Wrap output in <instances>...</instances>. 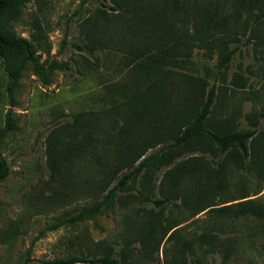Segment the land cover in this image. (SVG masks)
<instances>
[{
  "label": "rangeland",
  "instance_id": "obj_1",
  "mask_svg": "<svg viewBox=\"0 0 264 264\" xmlns=\"http://www.w3.org/2000/svg\"><path fill=\"white\" fill-rule=\"evenodd\" d=\"M138 1L127 0L132 7ZM183 1L189 6L186 14L173 0H147L155 7L163 6L173 22L185 18L191 27L198 15L190 1L197 0ZM205 1L211 6L212 24L219 22L236 34L238 40L230 47L237 50L221 71L218 48L196 47L186 70L204 77L207 88L213 83L219 86L213 118L223 124L233 117L240 128H255L251 147L261 154L257 159L264 158V0ZM111 5V0H25L21 6L14 30L39 47L51 46L50 52L38 51L49 81L28 65L11 97L6 63L0 57V126L5 125L9 110L18 125L1 142L10 173L0 182V264H51L60 257L111 251L122 257V264H168L181 258L183 238L201 233L216 236L215 248L207 250L208 241L196 245L193 253H184L188 264H264V217L228 216L217 219L214 229V218L204 211L185 216L178 226V241L168 239L170 231L163 239L157 234L152 250L145 245V236L153 237L156 223L168 216L180 218L188 209L181 204L161 210L141 192L152 199L161 197L165 174L187 158H195L199 167L220 178L211 193L215 203H234L248 195L264 205V176L254 159L247 158L241 167L215 155L210 144L185 148L174 164L143 171L100 213L66 221L80 207L103 198L127 171L120 164L106 171L105 161L119 163L120 155L130 152L134 157L143 149L150 153L160 146L155 143L161 138L152 137L150 124L135 125L138 119L127 104L143 89L147 71L140 61L138 65L129 62L117 48L78 47L89 41L85 36L88 19L92 22L110 14L115 30L118 11ZM53 63L60 66L52 68ZM152 111L160 130L163 110ZM70 143L79 146L67 150ZM54 150L61 151V156L65 150L71 155L56 160ZM185 182L183 188H192L190 181ZM227 251L230 255L225 259Z\"/></svg>",
  "mask_w": 264,
  "mask_h": 264
},
{
  "label": "trees",
  "instance_id": "obj_2",
  "mask_svg": "<svg viewBox=\"0 0 264 264\" xmlns=\"http://www.w3.org/2000/svg\"><path fill=\"white\" fill-rule=\"evenodd\" d=\"M25 0H0V57L6 63L8 74V90L10 96L20 85L23 70L32 65L36 72L43 75L46 83L49 81L47 71L38 57V51L45 48L50 52L51 46L39 47L27 37L18 35L14 30V23L19 16L21 6ZM114 5L110 8L117 12V20L112 30L110 14H102L96 21H89L85 36L89 41L80 45L81 49L93 50V44L104 48H117L124 52L125 58L131 62H138L146 69L143 76V89L136 91L127 104L132 106L133 114L138 119L135 125L148 126L154 130L152 137L161 138L155 144L160 146L153 152L147 153L143 149L133 157L130 152L120 155L119 163L107 160L104 166L114 171L116 164L125 167V171L108 189L103 198L89 205H84L78 211L67 217L66 221L76 222L84 218L92 217L101 212L107 204H113L119 190L126 188L131 180L140 173L157 166H170L175 163L185 148L193 149L201 145L210 144V150L215 155H223L225 158L235 161L239 166H244L247 158H253V164L259 168L258 173L264 176V158L252 149L251 143L255 139V128H240L239 124L230 117L223 124L217 122L213 116V109L218 97V87L213 83L210 87L204 77L189 73L186 69L190 64L191 52L194 48H206L220 50L219 69L222 71L229 66L237 47L231 48L230 43L238 39L233 31L216 22L212 24L211 6L209 1H190L196 9L194 23L189 27L185 18L179 23L173 22L162 7L150 5L147 0H139L134 7L127 0H111ZM255 2L259 0H254ZM176 8L180 7L183 13L189 12L188 3L183 0H173ZM103 6L105 4L103 3ZM211 13V14H210ZM115 21V19H114ZM83 46V47H82ZM59 63H53L52 68L59 67ZM136 66V65H133ZM224 72L220 73L223 75ZM224 76V75H223ZM243 79V76L239 75ZM240 82V81H239ZM245 81L242 82L244 84ZM152 108L163 110L160 114L162 128L159 130L158 119ZM17 117L13 111L6 114L5 125L0 126V182L5 180L10 168L1 153V142L7 132L17 128ZM144 128V127H143ZM156 128V129H155ZM83 143L87 144L85 140ZM68 146V145H67ZM79 145L70 143L67 150L77 148ZM81 149V148H80ZM86 149V147H85ZM54 150V159L69 158L70 151ZM193 159L178 162L173 169L165 174L162 181L161 197L152 199L141 192V196L147 201L153 202L161 210L171 208V205L181 204L188 209L187 214L181 217L168 216L154 225L152 236H148L145 245L152 250L153 240L159 233L163 238L171 231L168 239L175 238L178 241V226L185 220V216L194 217L201 212H208L214 218V229L217 219H225L228 216H255L264 217V205L259 201L241 196L240 201L234 203L217 204L211 193L220 185L217 175L211 176L209 170L199 167V163ZM147 172V171H145ZM192 188L185 189L183 183H190ZM247 198V199H245ZM180 203H175L178 200ZM229 200L228 202L233 201ZM227 203V202H226ZM1 205V199H0ZM58 226L57 224L54 225ZM183 238V237H182ZM215 235L196 234L190 238H183L179 249L181 258L173 259L168 264H188L185 252L193 253L196 245H204L208 241L207 250H214ZM229 251L225 253V259L229 258ZM122 257H116L115 252H107L103 255L85 256L74 254L67 257L54 259L51 264H122Z\"/></svg>",
  "mask_w": 264,
  "mask_h": 264
}]
</instances>
